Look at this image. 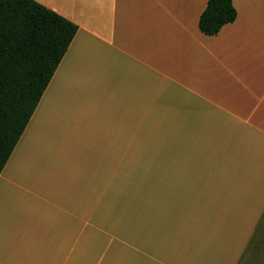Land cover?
Returning a JSON list of instances; mask_svg holds the SVG:
<instances>
[{
    "label": "crops",
    "instance_id": "obj_1",
    "mask_svg": "<svg viewBox=\"0 0 264 264\" xmlns=\"http://www.w3.org/2000/svg\"><path fill=\"white\" fill-rule=\"evenodd\" d=\"M33 1L77 32L0 174V264H264V0H232L215 36L208 0ZM110 128L106 165L187 166H137L129 196L87 184L97 166L56 139L92 158Z\"/></svg>",
    "mask_w": 264,
    "mask_h": 264
},
{
    "label": "trees",
    "instance_id": "obj_2",
    "mask_svg": "<svg viewBox=\"0 0 264 264\" xmlns=\"http://www.w3.org/2000/svg\"><path fill=\"white\" fill-rule=\"evenodd\" d=\"M235 20L232 0H208L198 29L215 36ZM76 32L33 0H0V174Z\"/></svg>",
    "mask_w": 264,
    "mask_h": 264
},
{
    "label": "rangeland",
    "instance_id": "obj_3",
    "mask_svg": "<svg viewBox=\"0 0 264 264\" xmlns=\"http://www.w3.org/2000/svg\"><path fill=\"white\" fill-rule=\"evenodd\" d=\"M116 135H117V128H110L107 141L101 144H98V145L93 144V147L98 148V151L95 152L94 154L95 156L92 155V158L90 157V155H86L87 152L83 148H80L79 145H71L68 143L61 142L59 141V139H56V155H85L87 156L86 161L88 163L94 162V165L97 166L96 170L92 171L91 173V175L93 174L92 177L90 176V177L84 178L87 181V184H91L95 186L99 183L101 184L103 191H106L109 188L108 189L109 194H114L115 192L122 191L124 189L125 196H129L130 194H132V191H133V188H132L133 180L132 179H134V169H138L139 167V158L138 156H130L128 160L125 161V173H123L122 165L112 166L110 163L106 165V155H108V153L111 154L112 152H116V153L118 152V145L114 142V140L117 139ZM73 147H75L76 150H74ZM142 153H148L144 145H142ZM112 155H115V153ZM135 155H137V153H135ZM121 158H122V155L120 154L116 155V159H119V162ZM140 158H141L140 163L142 164V168L139 167L140 171L146 170V173H147V170L149 169V167H152L151 165L155 164L153 167L157 169H161V170H157L158 173L162 174L165 177L168 176L169 179L174 178L176 180L177 177H173L172 176L173 173L171 171L167 173L166 169H173V170L177 169L178 170L176 166H179L180 169L182 168V166L183 167L187 166V161L186 160L183 161L184 155H170L169 157L170 159H168V156L166 155H141ZM58 162H59V159L56 158V163ZM70 163H74L75 166H77V168L79 167V163L73 161L72 159ZM166 163L169 164V166L166 167ZM82 167L84 168L86 166L82 164ZM88 167L89 165H87V168ZM114 171L119 173V178L114 175ZM122 173L124 174L123 182L121 179ZM114 177L116 178V181H114L113 179ZM113 185H114V189H112ZM112 198L114 199V196ZM162 226L163 225L159 222V220H157L156 222L157 228L152 229L153 233H155V238H157L159 235H161L162 237L164 236L163 228H160ZM222 232L223 231L219 232V236L223 235ZM136 238H137V241L135 245L138 247V238L141 244L143 243L148 244L149 239H150V234L147 232H143V233H140L138 237L136 236ZM229 255H230L229 253H225L223 251V257L228 259ZM125 258H128L130 260L128 255H125ZM224 260H221L222 263H224ZM119 263L129 264V261L126 259L124 260L120 257Z\"/></svg>",
    "mask_w": 264,
    "mask_h": 264
}]
</instances>
